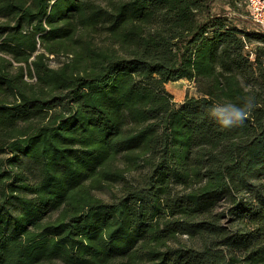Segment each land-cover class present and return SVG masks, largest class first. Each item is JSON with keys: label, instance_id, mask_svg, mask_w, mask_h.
<instances>
[{"label": "trees", "instance_id": "1", "mask_svg": "<svg viewBox=\"0 0 264 264\" xmlns=\"http://www.w3.org/2000/svg\"><path fill=\"white\" fill-rule=\"evenodd\" d=\"M232 18L211 0H0V264H264V29ZM180 79L196 95L176 103ZM246 98L243 126L209 115Z\"/></svg>", "mask_w": 264, "mask_h": 264}, {"label": "rangeland", "instance_id": "2", "mask_svg": "<svg viewBox=\"0 0 264 264\" xmlns=\"http://www.w3.org/2000/svg\"><path fill=\"white\" fill-rule=\"evenodd\" d=\"M232 2L234 3L235 7L229 4V0H211L212 11L213 12L224 11L228 15L233 17L232 19L236 24L238 25L243 24L245 26L253 28L254 24H253V21H251L250 17L248 16V12L246 10L244 0H232ZM251 46H257V44L255 42H252ZM0 56L2 55L0 54ZM70 56L72 55H69V54L49 55L45 53V62L48 63L50 67L56 68V67H59L63 63L69 62ZM17 67H18L17 64L13 62L12 66L9 68V71L11 73H14L16 71L15 68ZM23 79L27 80V82L33 81L29 79L28 75L26 74H24ZM165 88L172 95L173 101L176 103L182 102L186 97L196 95V91H194L195 88H194L193 83L187 80H184V79L169 82L165 85ZM126 176H128V179L131 182H133L134 180L133 178L136 177L134 173H128L126 174ZM118 189H119V186L117 184L116 185L112 184L110 186H105L104 189L102 190L94 191V193L97 197L108 202L113 199L114 194L118 193L117 192ZM222 204L225 205L224 202L223 203L221 202V205H219V207L216 208V211L223 209L224 206ZM220 224L223 226H226L227 228L233 227L230 220L226 218L221 219ZM181 240L182 242L191 243L187 241L185 237H182Z\"/></svg>", "mask_w": 264, "mask_h": 264}, {"label": "clouds", "instance_id": "3", "mask_svg": "<svg viewBox=\"0 0 264 264\" xmlns=\"http://www.w3.org/2000/svg\"><path fill=\"white\" fill-rule=\"evenodd\" d=\"M252 108L251 99L246 98L241 105L233 103L215 104L208 109V112L221 129H231L243 126Z\"/></svg>", "mask_w": 264, "mask_h": 264}, {"label": "built area", "instance_id": "4", "mask_svg": "<svg viewBox=\"0 0 264 264\" xmlns=\"http://www.w3.org/2000/svg\"><path fill=\"white\" fill-rule=\"evenodd\" d=\"M244 3L251 21L264 29V0H244Z\"/></svg>", "mask_w": 264, "mask_h": 264}]
</instances>
